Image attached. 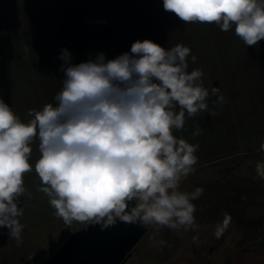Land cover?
Masks as SVG:
<instances>
[{
  "label": "rangeland",
  "instance_id": "1",
  "mask_svg": "<svg viewBox=\"0 0 264 264\" xmlns=\"http://www.w3.org/2000/svg\"><path fill=\"white\" fill-rule=\"evenodd\" d=\"M145 39L165 48L188 46L197 58H189V72L201 69L204 86L219 87L224 100L214 115L199 112L173 130L199 145L196 171L180 184L181 191L204 189L192 201L196 227L177 232L145 225L121 264H264V180L255 171L264 160V40L246 46L234 30L185 23L164 10L163 0H0V98L27 122L30 109L55 104L61 49L69 50L72 63L99 52L114 59ZM197 127L201 133L193 136ZM38 146L37 138L30 145L33 171L23 177V243L17 246L0 228V264H42L89 225H65L38 191ZM224 213L231 221L217 239L214 228Z\"/></svg>",
  "mask_w": 264,
  "mask_h": 264
},
{
  "label": "clouds",
  "instance_id": "2",
  "mask_svg": "<svg viewBox=\"0 0 264 264\" xmlns=\"http://www.w3.org/2000/svg\"><path fill=\"white\" fill-rule=\"evenodd\" d=\"M163 8L185 23L234 30L246 46L264 40V0H163ZM189 58L196 62L188 46L165 48L148 39L114 59L99 52L80 63H72L63 48L55 104L30 109L25 122L0 98V228L17 246L23 243V177L33 171L30 145L37 138L38 191L65 225L100 224L103 230L123 222L177 232L196 227L192 201L204 189L181 191L180 184L196 171L199 145L173 130L199 112L214 115L224 98L219 87L204 86L201 69L189 72ZM200 133L197 127L193 136ZM259 150L264 152V141ZM255 171L264 180V160ZM230 221L224 213L214 228L217 239Z\"/></svg>",
  "mask_w": 264,
  "mask_h": 264
},
{
  "label": "water",
  "instance_id": "3",
  "mask_svg": "<svg viewBox=\"0 0 264 264\" xmlns=\"http://www.w3.org/2000/svg\"><path fill=\"white\" fill-rule=\"evenodd\" d=\"M143 234L137 224L118 222L103 229L89 224L74 232L56 254L42 264H121L129 247Z\"/></svg>",
  "mask_w": 264,
  "mask_h": 264
}]
</instances>
